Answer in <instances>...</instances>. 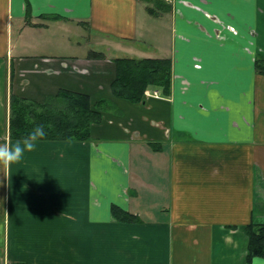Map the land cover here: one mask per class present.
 I'll return each mask as SVG.
<instances>
[{
  "label": "crops",
  "instance_id": "crops-1",
  "mask_svg": "<svg viewBox=\"0 0 264 264\" xmlns=\"http://www.w3.org/2000/svg\"><path fill=\"white\" fill-rule=\"evenodd\" d=\"M123 56L169 58L170 94L114 95ZM257 56L264 0H0V143L16 141L12 94L120 110L0 167V264H248L246 226L264 222Z\"/></svg>",
  "mask_w": 264,
  "mask_h": 264
},
{
  "label": "trees",
  "instance_id": "trees-1",
  "mask_svg": "<svg viewBox=\"0 0 264 264\" xmlns=\"http://www.w3.org/2000/svg\"><path fill=\"white\" fill-rule=\"evenodd\" d=\"M165 2V0H160ZM158 3H155L157 8ZM163 5L162 10H168ZM154 12L153 7H149ZM156 11V10H155ZM95 56L102 55L95 52ZM116 77L112 82L114 95L131 102L144 100L148 88L160 89L163 95L171 92L172 62L169 58L129 56L116 57ZM256 71L264 75V57L255 59ZM9 137L17 140L26 136L31 129L42 125L46 136L41 140H78L91 139V126L103 119V111L120 110L114 102L101 99L96 103L90 95L62 89L55 96H50L46 102L39 103L23 96L12 94L10 100ZM113 216L123 222L140 221L139 215L124 209L117 204L111 207ZM249 237L247 263L255 256L264 257V222L251 221L246 226Z\"/></svg>",
  "mask_w": 264,
  "mask_h": 264
},
{
  "label": "clouds",
  "instance_id": "clouds-1",
  "mask_svg": "<svg viewBox=\"0 0 264 264\" xmlns=\"http://www.w3.org/2000/svg\"><path fill=\"white\" fill-rule=\"evenodd\" d=\"M45 136L46 132L44 127L37 125L26 136L18 138L15 143H0V167L9 170L13 164L20 163L25 153L35 151L38 141Z\"/></svg>",
  "mask_w": 264,
  "mask_h": 264
},
{
  "label": "built area",
  "instance_id": "built-area-1",
  "mask_svg": "<svg viewBox=\"0 0 264 264\" xmlns=\"http://www.w3.org/2000/svg\"><path fill=\"white\" fill-rule=\"evenodd\" d=\"M146 93H150L149 91H147ZM152 94H155V95H158V92H157V90H154L153 92H151Z\"/></svg>",
  "mask_w": 264,
  "mask_h": 264
},
{
  "label": "rangeland",
  "instance_id": "rangeland-1",
  "mask_svg": "<svg viewBox=\"0 0 264 264\" xmlns=\"http://www.w3.org/2000/svg\"><path fill=\"white\" fill-rule=\"evenodd\" d=\"M123 55H127V54H123ZM149 89H150V88H148L147 91H149ZM154 90H155V89H154ZM157 92H158V95H159V91H158V90H157ZM145 93H146V91H145ZM153 215L158 216L157 214H153Z\"/></svg>",
  "mask_w": 264,
  "mask_h": 264
}]
</instances>
